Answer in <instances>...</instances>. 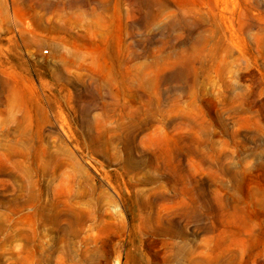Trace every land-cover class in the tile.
<instances>
[{"label": "rangeland", "instance_id": "obj_1", "mask_svg": "<svg viewBox=\"0 0 264 264\" xmlns=\"http://www.w3.org/2000/svg\"><path fill=\"white\" fill-rule=\"evenodd\" d=\"M0 264H264V0H0Z\"/></svg>", "mask_w": 264, "mask_h": 264}, {"label": "bare ground", "instance_id": "obj_2", "mask_svg": "<svg viewBox=\"0 0 264 264\" xmlns=\"http://www.w3.org/2000/svg\"><path fill=\"white\" fill-rule=\"evenodd\" d=\"M69 203L70 202L65 200H57L54 197H51L49 193H47L46 197L44 198V208L48 211L47 212L48 220L52 222L54 225L61 223H67L68 225H70L71 223L76 222V218L78 220H81L82 218L79 217L78 214L71 212H63L65 206L68 205ZM62 232H67V229L63 228Z\"/></svg>", "mask_w": 264, "mask_h": 264}, {"label": "built area", "instance_id": "obj_3", "mask_svg": "<svg viewBox=\"0 0 264 264\" xmlns=\"http://www.w3.org/2000/svg\"><path fill=\"white\" fill-rule=\"evenodd\" d=\"M44 53H47V50H44Z\"/></svg>", "mask_w": 264, "mask_h": 264}]
</instances>
